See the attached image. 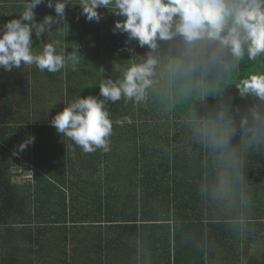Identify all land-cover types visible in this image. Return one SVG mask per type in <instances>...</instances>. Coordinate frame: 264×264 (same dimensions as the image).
<instances>
[{
    "label": "trees",
    "instance_id": "obj_1",
    "mask_svg": "<svg viewBox=\"0 0 264 264\" xmlns=\"http://www.w3.org/2000/svg\"><path fill=\"white\" fill-rule=\"evenodd\" d=\"M22 11L0 0V28ZM66 11L50 39L79 47L75 70L0 69V264H264V100L236 88L264 57L231 67L200 42L160 40L145 99L108 104L113 122L132 119L114 123L110 151L70 150L49 124L62 101L98 95L150 50L114 33L107 9L99 22ZM26 159L33 183L12 173Z\"/></svg>",
    "mask_w": 264,
    "mask_h": 264
},
{
    "label": "clouds",
    "instance_id": "obj_2",
    "mask_svg": "<svg viewBox=\"0 0 264 264\" xmlns=\"http://www.w3.org/2000/svg\"><path fill=\"white\" fill-rule=\"evenodd\" d=\"M41 4L55 14L38 20L35 10ZM76 6L90 22L102 19L101 8L122 17L115 21L113 32L127 33L126 44L135 40L150 50L146 59L117 65L120 77L100 80L98 95L78 94L62 101L65 106L49 121L62 138L73 141L84 153L109 152L114 123H132L129 116L113 122L108 104L121 99L138 104L145 99L157 63L152 51L160 40L180 36L187 45L200 42L202 48H211L214 59L231 67H238L245 58L264 57V0H23L20 15L0 28V69L11 72L26 65L49 73L67 67L75 70L80 63L79 47L69 51V46L50 39V34L67 22L66 10ZM236 88L241 97L264 100V72L242 77ZM34 139L26 137L14 154L23 152Z\"/></svg>",
    "mask_w": 264,
    "mask_h": 264
},
{
    "label": "built area",
    "instance_id": "obj_3",
    "mask_svg": "<svg viewBox=\"0 0 264 264\" xmlns=\"http://www.w3.org/2000/svg\"><path fill=\"white\" fill-rule=\"evenodd\" d=\"M36 170L37 168L33 161L27 159L12 167V173L15 178L23 183H33Z\"/></svg>",
    "mask_w": 264,
    "mask_h": 264
},
{
    "label": "crops",
    "instance_id": "obj_4",
    "mask_svg": "<svg viewBox=\"0 0 264 264\" xmlns=\"http://www.w3.org/2000/svg\"><path fill=\"white\" fill-rule=\"evenodd\" d=\"M70 140V139H69ZM74 142L70 140V142L64 143L63 145H69V149L71 150L72 147H76L77 145L73 144ZM74 153V152H73ZM74 157L77 159L78 155H74ZM17 180V179H16Z\"/></svg>",
    "mask_w": 264,
    "mask_h": 264
}]
</instances>
